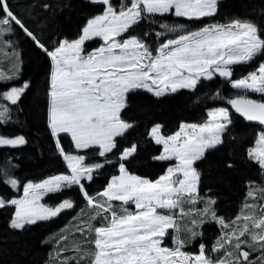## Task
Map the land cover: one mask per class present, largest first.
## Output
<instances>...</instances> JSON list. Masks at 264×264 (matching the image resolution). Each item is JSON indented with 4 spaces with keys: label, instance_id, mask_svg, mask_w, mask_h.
<instances>
[{
    "label": "snow or ice",
    "instance_id": "obj_1",
    "mask_svg": "<svg viewBox=\"0 0 264 264\" xmlns=\"http://www.w3.org/2000/svg\"><path fill=\"white\" fill-rule=\"evenodd\" d=\"M88 2L102 6V13L87 20L78 38L58 41L49 48L26 27L9 0H0V39L11 49L9 38L19 29L50 61L48 127L70 169L68 174L53 175L40 183L28 182L23 186L21 198L0 196V209L14 208L10 228L23 231L72 209L71 199L55 205L41 201L49 194L75 187L91 209L77 228L89 247L59 246L53 257L55 264H82V261L87 264H264V205L259 216L242 214L246 222L242 226L237 224L239 216L226 222L216 215L214 199L200 197V173L194 167L209 150L224 143L223 137L233 124L230 109L246 122L264 126V59H259L264 57V24L239 18L217 22L222 0ZM169 16L210 22L190 30L185 24L167 22ZM141 23L163 29L155 33L157 37L175 35L152 49L143 38L132 34ZM96 39L101 41L98 47L91 50L85 47L86 42ZM256 61L255 67L235 77L237 67H247ZM21 70L22 63L16 62L6 70L0 69V84L9 85L0 89V128L10 124L12 106L18 105L30 87L27 81L19 86L11 83L19 79ZM217 77L236 90L227 98L230 108L210 111L205 122L183 124L171 135L163 134L162 125L151 128L152 139L163 146L162 154L155 159L175 161L164 175L152 181L131 174L120 163V174L111 178L104 191L96 195L88 192V184L112 163L109 154L118 148L116 138L123 137L133 127L121 117L130 92L145 90L161 98L180 90L195 92L202 82ZM254 94L259 98H253ZM216 98L225 99L221 92L216 93ZM63 136L69 137L80 153L66 152ZM26 144L22 135L7 137L0 132V146L16 149ZM89 149L95 151L89 153ZM135 152V145L125 148L118 159L127 160ZM89 155L104 159L86 163ZM247 158L258 165L264 176V130L255 135L254 146L247 149ZM0 183L21 190L19 181L6 172L0 173ZM256 191L264 193V186L249 182L248 197L257 200ZM197 202H203L204 208L185 211L184 205ZM245 207L255 205L246 203ZM194 211L199 219L192 218L183 226L188 236L182 238L177 220ZM211 222L226 230L211 249L213 253L223 250V255L213 258L206 254L203 243L198 245L197 253L186 251L189 244L202 238L199 229L203 224ZM169 236L174 245L171 248L165 244ZM67 239L60 237L61 241ZM81 251L88 255H63Z\"/></svg>",
    "mask_w": 264,
    "mask_h": 264
},
{
    "label": "trees",
    "instance_id": "obj_2",
    "mask_svg": "<svg viewBox=\"0 0 264 264\" xmlns=\"http://www.w3.org/2000/svg\"><path fill=\"white\" fill-rule=\"evenodd\" d=\"M9 2L12 10L35 34L39 42L49 48L54 47L58 41L78 38L87 20L101 14L103 10L102 6L91 4L88 0H9ZM113 2L115 4L118 0ZM234 18L264 24V0H222L220 13L215 20L223 23ZM166 20L169 23L185 24L190 30L210 22L208 20L190 22L171 16ZM163 31L158 25L141 23L132 34L143 38L151 48L156 49L163 41L175 35L172 33L161 37L155 35L156 32ZM11 38L12 48L19 51L20 59L18 56L7 58L3 56L0 59V69H8L13 62L22 63L19 79L11 83L16 86L26 81L30 83L18 105L12 106L10 124L0 128V132L7 137L22 135L27 140L26 145L16 149L0 147V173L6 172L8 176L16 178L21 186V190L16 191L0 183V196L16 198L22 194L23 186L28 182H41L53 175L68 174L70 171L59 154L48 127L50 61L19 29ZM96 43H98L96 40L87 42L85 47L92 49ZM5 45L0 42V49L7 55L8 47ZM256 63L258 61L247 67H237L235 77L247 73L256 66ZM8 87L7 84H0V89ZM235 91L223 78L217 77L212 81L202 82L195 92L180 90L161 98H156L145 90L130 92L127 107L121 112V117L133 127L123 137L116 138L118 148L109 154L112 163L101 169L100 174L88 184V192L96 195L104 191L111 178L120 174L118 170L120 163H124L133 175L156 180L165 172L169 163L155 159L161 154V146L151 138V128L157 124L162 125V132L167 136L177 132L183 123L201 124L208 119L209 111L220 107L230 108L226 101L235 94ZM217 92H221L225 99L216 98ZM253 98L259 97L254 94ZM230 111L233 113V124L223 137L224 143L208 151L204 159L195 163L200 173V197L202 200L214 199L216 215L223 217L226 222L236 220L243 212V207L249 199L247 195L249 182H254L256 186H264V176L260 174L258 165L247 158V149L254 146L255 135L264 128L246 122L235 114L234 110ZM62 144L66 152L80 153L75 151L69 137L63 136ZM133 145L136 152L127 160H119L120 153ZM87 151L93 153L95 150ZM103 159L89 155L85 162H101ZM229 164L232 166L228 167ZM255 195L258 196L256 202L264 205L262 198L264 193L256 191ZM63 199H71L74 207L62 212L57 218L38 222L23 231L10 228L14 215L13 207L0 209V264H55L53 257L59 246L74 248L79 245L82 249L89 247L77 231L82 219L91 211L80 192L73 187L59 194H49L43 200L49 205H55ZM189 208L200 210L204 208V204L197 202L195 205H184L185 211ZM192 218L199 219L195 211L189 216L179 218L182 238H187L188 233L183 226ZM199 231L203 233L202 238L189 244L185 250L197 253L198 245L203 243L206 246V254L212 255L213 258L222 256L223 250L213 253L211 249L226 230L221 229L218 223L211 222L204 223ZM61 236H67L68 239L61 241ZM170 239L171 236L165 239L167 245H172ZM63 255L79 257L87 256L88 253L65 252ZM85 263L87 262L82 261V264Z\"/></svg>",
    "mask_w": 264,
    "mask_h": 264
},
{
    "label": "rangeland",
    "instance_id": "obj_3",
    "mask_svg": "<svg viewBox=\"0 0 264 264\" xmlns=\"http://www.w3.org/2000/svg\"><path fill=\"white\" fill-rule=\"evenodd\" d=\"M94 41V40H93ZM96 41H98V43H96L95 44V47H98L99 45H100V43H101V41H99L98 39H96ZM0 42H2V43H4L5 44V42L2 40V39H0ZM9 42L11 43V45H12V43H13V40H12V38L10 37L9 38ZM91 42V41H90ZM87 43V42H86ZM5 46H7V45H5ZM95 47H93L92 49H94ZM10 48H7V52H6V54L7 55H5V52L3 51V49H0V59H2L3 58V56H4V58H7V57H10V56H18L19 57V59H20V53H19V51L17 50V49H13V48H11L10 50H9ZM153 49V48H152ZM155 49V48H154ZM89 50H91V49H89ZM8 64H11V63H8ZM10 66V65H9ZM213 110H215V109H213ZM213 110H211V111H213ZM210 112V111H209ZM208 119H209V117H208ZM207 119V120H208ZM183 124H188V123H183ZM183 124H181V125H183ZM181 127V126H180ZM180 129V128H179ZM179 131V130H178ZM150 136H151V134H150ZM152 138V137H151ZM154 141V140H153ZM161 146V154H162V152H163V146L162 145H160ZM0 147H5V146H0ZM75 151H80V150H75ZM210 151V150H209ZM75 154H77V152H75ZM165 162H167V163H169L168 164V166H167V168L169 167V166H172L174 163H175V161H165ZM194 167H195V164H194ZM69 171H70V169H69ZM165 172H166V170H165ZM165 172L162 174V175H164L165 174ZM48 179V178H47ZM147 179V178H146ZM150 180V179H149ZM111 181V180H110ZM152 181H155V180H152ZM42 182V181H41ZM32 183H40V182H32ZM110 183V182H109ZM199 185H200V182H199ZM199 185H198V190H199ZM22 195H23V192H22V194L20 195V196H18V197H16V198H21L22 197ZM263 196V195H262ZM258 197V196H257ZM258 200V199H257ZM264 201V200H263ZM41 203H45L44 202V200H42L41 201ZM114 203H117V204H119V202H114ZM247 204H254L255 205V207L254 208H246L245 206L243 207V212L240 214V216L239 217H241V219L240 220H238L237 221V224L238 225H240V226H242L244 223H246L244 220H243V216H242V214H244V213H249V214H254L255 216H259L260 214H261V211L262 210H259V209H261V205L263 204H260V203H258V202H256V200H252L251 198H249L248 199V201H247ZM176 211V213L177 214H179L180 213V210L179 209H177V210H175ZM13 218H14V215H13ZM180 221V219H178L177 220V223ZM173 230L172 229H170L169 230V232L171 233ZM253 231H259V230H256V229H253ZM167 238V237H166ZM165 238V239H166ZM172 238V237H171ZM171 240V242H172V239H170ZM166 242V241H165ZM166 245L168 244L167 242L165 243ZM168 247H173L174 245H173V242H172V245H167ZM245 250H248L246 247H245ZM253 255H255V254H253ZM85 264H87V263H85Z\"/></svg>",
    "mask_w": 264,
    "mask_h": 264
},
{
    "label": "water",
    "instance_id": "obj_4",
    "mask_svg": "<svg viewBox=\"0 0 264 264\" xmlns=\"http://www.w3.org/2000/svg\"><path fill=\"white\" fill-rule=\"evenodd\" d=\"M251 124H254V125L260 126V125H258V124H255V123H251ZM260 127L264 128V126H260Z\"/></svg>",
    "mask_w": 264,
    "mask_h": 264
}]
</instances>
